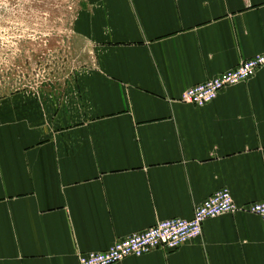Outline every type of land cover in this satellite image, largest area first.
I'll return each instance as SVG.
<instances>
[{"label": "crops", "instance_id": "0c3cea01", "mask_svg": "<svg viewBox=\"0 0 264 264\" xmlns=\"http://www.w3.org/2000/svg\"><path fill=\"white\" fill-rule=\"evenodd\" d=\"M75 31L96 64L71 105L0 118V264H79L223 188L264 202V67L205 106L181 100L264 52V0H82ZM115 264H264V219L210 218L178 249Z\"/></svg>", "mask_w": 264, "mask_h": 264}, {"label": "rangeland", "instance_id": "374dc122", "mask_svg": "<svg viewBox=\"0 0 264 264\" xmlns=\"http://www.w3.org/2000/svg\"><path fill=\"white\" fill-rule=\"evenodd\" d=\"M81 1L0 0V118L13 127L19 113L31 123L70 106L71 81L95 66L89 41L75 31Z\"/></svg>", "mask_w": 264, "mask_h": 264}, {"label": "built area", "instance_id": "2783aa9c", "mask_svg": "<svg viewBox=\"0 0 264 264\" xmlns=\"http://www.w3.org/2000/svg\"><path fill=\"white\" fill-rule=\"evenodd\" d=\"M264 67V52L243 60L236 68L191 86L181 100L197 106L213 102L226 87L245 82ZM248 212L264 219V202L238 205L228 188H223L198 204L191 218L173 217L154 226L117 239L108 249L79 255V264H115L127 257H140L158 248L175 250L203 235L206 220L228 213Z\"/></svg>", "mask_w": 264, "mask_h": 264}]
</instances>
